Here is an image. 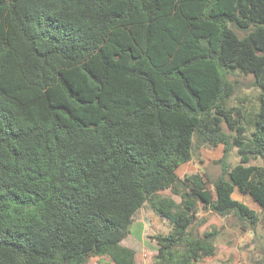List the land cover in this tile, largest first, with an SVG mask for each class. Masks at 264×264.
Wrapping results in <instances>:
<instances>
[{"label":"trees","instance_id":"trees-1","mask_svg":"<svg viewBox=\"0 0 264 264\" xmlns=\"http://www.w3.org/2000/svg\"><path fill=\"white\" fill-rule=\"evenodd\" d=\"M221 146L212 187L177 175ZM146 204L154 264L215 258L200 211L264 224V0H0V264H137Z\"/></svg>","mask_w":264,"mask_h":264},{"label":"rangeland","instance_id":"rangeland-1","mask_svg":"<svg viewBox=\"0 0 264 264\" xmlns=\"http://www.w3.org/2000/svg\"><path fill=\"white\" fill-rule=\"evenodd\" d=\"M238 33L240 36L244 35L243 32L238 31ZM229 79L237 86L236 97L232 104L239 106L248 105L250 109L258 107L259 90L254 86L253 76L236 73L235 75H230ZM216 152V148H200L197 151L196 159L191 165L187 168L182 167L179 169V175L184 178L186 176L199 174L204 177L208 186L212 187V183L222 174L221 165L218 164L222 155ZM230 161L232 165L239 162L235 151L231 155ZM161 194L164 197L171 196L178 202L181 201L179 197L173 196L170 191H165ZM234 198L236 200H245L249 208L260 214L262 213V209L254 205V200L247 201L248 199L246 200L245 197L244 199L243 195L239 192L235 193ZM203 220H205L204 223ZM146 221L150 223V226ZM139 224H143L145 227L144 236L143 231L138 230ZM215 229L219 231L216 240L217 254L208 264L213 262H217V264H264L263 223H259V225L252 229L247 222H241L234 215L223 218L211 211H200L195 225L197 234L201 235ZM171 230L172 226L169 221L160 217L149 204H146V206L136 214L132 233L124 241V245L138 249L140 252L146 251L144 253V259L146 260L150 253L144 245L147 243H154L149 236L168 234ZM141 246L144 249H142ZM87 264L111 263L108 258H102L97 260L93 259Z\"/></svg>","mask_w":264,"mask_h":264},{"label":"crops","instance_id":"crops-1","mask_svg":"<svg viewBox=\"0 0 264 264\" xmlns=\"http://www.w3.org/2000/svg\"><path fill=\"white\" fill-rule=\"evenodd\" d=\"M217 149V154H221L222 156H223V154H224V148L221 146V147H218V148H216ZM221 149V150H220ZM220 150V151H219ZM239 160V159H238ZM193 161H191V162H189V163H187V164H185V165H183V166H181L180 168H182V167H189L190 165H191V163H192ZM179 168V169H180ZM179 169L177 170V175L180 177V178H183L182 176H180L179 175ZM237 192H239L238 190H236L235 192H234V194H233V198H234V195H235V193H237ZM240 193V192H239ZM241 194V193H240ZM241 195H243V194H241ZM246 198V200L247 201H252L253 200V198L252 197H250V196H246V195H243V198ZM244 198V199H245ZM235 199V198H234ZM236 200V199H235ZM238 201H240V202H242V203H245L246 205H248L247 204V202L245 201V200H243V199H237ZM254 205L256 206V207H260V209H262V207L258 204V203H256L255 201H254ZM249 207V206H248ZM148 224H149V226H150V223L148 222V221H146ZM259 225V224H258ZM145 227H144V225L143 224H139V226H138V230H141V231H143V236H144V232H145ZM144 241V240H143ZM142 241V242H143ZM144 245V244H143ZM144 247L149 251V253H150V255H148L147 256V259L145 260L144 259V253L146 252V251H143V252H140L138 249H135L136 250V252H137V257H136V260H137V264H154V262H153V256H154V254L156 253V248H157V246L155 245V243H147L146 245H144ZM141 248L142 249H144L142 246H141ZM211 264H217V262H213V263H211Z\"/></svg>","mask_w":264,"mask_h":264}]
</instances>
